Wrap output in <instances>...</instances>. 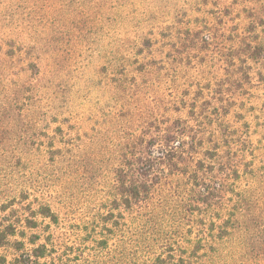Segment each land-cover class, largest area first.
<instances>
[{"label":"rangeland","instance_id":"374dc122","mask_svg":"<svg viewBox=\"0 0 264 264\" xmlns=\"http://www.w3.org/2000/svg\"><path fill=\"white\" fill-rule=\"evenodd\" d=\"M144 38L152 48L138 55ZM182 100L217 106L237 159L253 143L264 161V0H0V216L33 217L48 203L59 221L39 217L43 236L104 228L97 213L114 198L127 143L148 120L186 118L173 108ZM54 147L65 151L55 161ZM257 180L259 227L220 239L204 264H264ZM113 255L108 264H121Z\"/></svg>","mask_w":264,"mask_h":264},{"label":"trees","instance_id":"16d2710c","mask_svg":"<svg viewBox=\"0 0 264 264\" xmlns=\"http://www.w3.org/2000/svg\"><path fill=\"white\" fill-rule=\"evenodd\" d=\"M152 45L144 38L137 54ZM207 104L174 103L177 111L186 110V118L148 120L127 143L121 165L114 170V198L106 212L97 213L104 228L99 223V230L91 226L83 234L90 224L85 221L57 238L43 236L39 217L59 221L48 203H41L33 217L16 216L15 221L10 214L1 215L0 248L7 253H0V264H108L115 252L121 264H204L218 252L220 239L250 225L259 227L251 195L257 177L264 174L259 172L264 161L255 155L253 143L246 151L250 158L238 160L242 150L237 136L231 130L219 136L221 128L216 126L227 122H221L217 106L212 110ZM63 154L62 148L49 150L53 161ZM74 156L71 152V159ZM71 236L74 244L68 246L63 238Z\"/></svg>","mask_w":264,"mask_h":264}]
</instances>
